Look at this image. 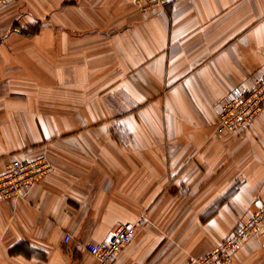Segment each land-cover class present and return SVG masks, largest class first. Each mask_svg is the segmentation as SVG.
I'll return each instance as SVG.
<instances>
[{
  "label": "crops",
  "instance_id": "1",
  "mask_svg": "<svg viewBox=\"0 0 264 264\" xmlns=\"http://www.w3.org/2000/svg\"><path fill=\"white\" fill-rule=\"evenodd\" d=\"M264 73V0H10L0 7V172L45 155L0 200V264H195L264 208V110L214 132L225 94ZM65 235L69 240L65 242ZM229 264H264V223Z\"/></svg>",
  "mask_w": 264,
  "mask_h": 264
},
{
  "label": "built area",
  "instance_id": "2",
  "mask_svg": "<svg viewBox=\"0 0 264 264\" xmlns=\"http://www.w3.org/2000/svg\"><path fill=\"white\" fill-rule=\"evenodd\" d=\"M10 0H0V7ZM178 0H136L143 12L158 11ZM264 110V73L259 74L253 85L236 93L225 94L219 104L218 120L214 132H243L248 129ZM51 169L49 160L41 155L31 160L13 158L0 172V200H23L35 184ZM264 222V208L256 212L247 222L239 224L212 252L196 258L195 264H229L231 255L246 238L258 234ZM135 224L119 223L99 243H87L84 248L97 264H110L119 252L128 245L135 234ZM65 242L69 235H65Z\"/></svg>",
  "mask_w": 264,
  "mask_h": 264
},
{
  "label": "rangeland",
  "instance_id": "3",
  "mask_svg": "<svg viewBox=\"0 0 264 264\" xmlns=\"http://www.w3.org/2000/svg\"><path fill=\"white\" fill-rule=\"evenodd\" d=\"M263 223H264V222H263ZM262 225H263V224H262ZM262 225H261V227H262ZM261 227H260V229H261ZM258 232H260V231H258ZM253 235H255V234H253ZM250 236H252V235H250ZM250 236H248L247 238H249ZM247 238H246V239H247Z\"/></svg>",
  "mask_w": 264,
  "mask_h": 264
}]
</instances>
